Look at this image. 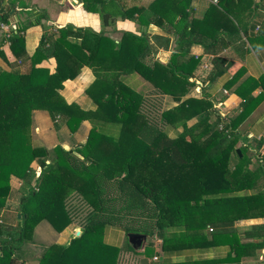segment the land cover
I'll list each match as a JSON object with an SVG mask.
<instances>
[{
	"label": "trees",
	"instance_id": "16d2710c",
	"mask_svg": "<svg viewBox=\"0 0 264 264\" xmlns=\"http://www.w3.org/2000/svg\"><path fill=\"white\" fill-rule=\"evenodd\" d=\"M9 1L17 10L10 15L0 8V19L8 22L17 16L10 46L22 58L26 52L19 44L21 34L34 25H45L48 14L37 8L33 0ZM92 1L86 7L99 12L102 28L96 31L48 20L56 32L46 33L31 56L27 86L18 71L0 70V218L11 190V176L28 186L19 202L21 217L14 228L16 235L1 242L0 264H25V257L17 250L32 239L35 226L42 220H48L57 231L69 225L73 216L67 202L73 198L78 205L74 212L87 215L81 223V233L68 245L45 246L37 264H121L120 246L104 240L109 225L147 236L157 234L165 251L230 246L227 257L217 263L204 259L175 264H240L243 243L232 226L235 219L249 217L251 210H257L254 216L264 217V188L253 193L243 191L264 174V150L260 148L264 137L258 142L257 167L250 170L247 161L233 168L231 164L233 156L242 158L236 150L243 135L239 125L264 101L263 91L253 96L256 84L250 87L241 95L240 112L232 116L220 111L223 99L216 104L205 93L202 97H185L196 82L194 70L200 61L199 56L190 54L191 46L199 43L204 52L216 54L215 44L224 33L223 29L216 33L217 28L205 20L209 11L203 18L189 20L184 8L186 0H160V13L156 8H123L120 0ZM243 1L217 0L220 14L231 20V7L241 8ZM135 13L168 34L156 37L172 50L167 62L155 57L158 48L146 32L124 31L118 40L107 35L109 29L116 30L118 19L132 18ZM183 20L185 24L180 27ZM261 26L260 34L264 23ZM207 29L215 34L212 40L204 38ZM52 56L57 60L55 72L36 66ZM212 60L206 86L231 64L217 55ZM83 65L98 71L96 80L86 90L96 103L95 109H84L75 102L69 104L60 94V89ZM241 74L236 72L231 81ZM137 75L151 82L159 93L172 95L178 101L162 109L159 120L130 85V79ZM262 77L264 87V74ZM34 109L48 110L52 119L60 118L71 133L89 119L93 123L86 141L73 148L34 144ZM196 115L197 121L188 124ZM110 123L116 125L112 132L102 127ZM58 125L55 122L56 128ZM170 126L182 129L170 135ZM34 161L40 166L39 173L32 166ZM253 228L264 229V224ZM245 235L255 233L249 231Z\"/></svg>",
	"mask_w": 264,
	"mask_h": 264
},
{
	"label": "crops",
	"instance_id": "0c3cea01",
	"mask_svg": "<svg viewBox=\"0 0 264 264\" xmlns=\"http://www.w3.org/2000/svg\"><path fill=\"white\" fill-rule=\"evenodd\" d=\"M120 2L123 8L138 6L142 7L144 10H153L156 8L158 13L161 11L160 0H120ZM33 3L36 4L37 8L45 10L48 14V20H53L56 25L72 23L79 27H90L96 31L102 28L99 12L93 10V8L89 7V9L86 7V4L93 3L92 0H33ZM242 5L241 8L231 7L233 14L230 20L220 14L219 9L221 8L217 0H186L184 3L185 11L189 13V20L192 19V17L203 18L207 11H209L205 20H208L213 27L217 28L216 33H218L220 29L224 30V33L218 37L219 41L215 44L214 48L216 49V54L204 52L203 45L199 43H195L191 46L190 54L196 57L199 56L200 61L194 70L197 83L190 88L185 97H202L205 93L216 104L217 102L220 104L219 101L223 99V102L219 105V109L226 116H232L240 112L242 103L241 95L246 94L253 85L256 84V87L252 90L253 96H256L261 91L264 93L262 84V76L264 74V30H262L263 32L260 34L261 28H263L261 25L264 23V0H244ZM214 6L217 8L214 9ZM1 13H3V11ZM179 18L180 16L176 17V19L173 20L174 23H176ZM17 19V16L13 15L9 18L8 22H6L8 27L15 28V31L16 26H13L15 24L13 22ZM48 20L44 21L46 26L37 24L28 28L21 34L19 44L26 52V56L22 58H18L11 49L10 41L12 35L9 36L7 34V29L0 27V70L18 71L21 74V81L25 86L29 83L28 73L32 67L31 56L43 43L44 35L48 31L53 32L54 30V28L48 25ZM173 21L171 23L175 25ZM147 23L148 21L142 15L135 13L132 18L118 19L116 22V30L109 29L107 35L118 40L121 38L124 31L137 34L146 32L151 41L155 42L158 53L161 50H167L172 53L171 49H166L161 43L163 39L160 37L168 36L165 30L154 23ZM184 24L185 20L181 22L180 27L184 26ZM157 35H160L158 41L156 39ZM213 35L215 34L212 32V29H207V34L204 35V38L212 40L211 38ZM64 52L67 54L66 51ZM158 53L155 56L156 58ZM171 53L169 58L171 57ZM214 55L226 58L231 64L226 72L220 75L211 85L206 86L209 80L208 75L213 68L212 58ZM68 57L74 61L76 65L79 64L72 56L68 55ZM36 66L47 68L50 73H53L57 67V60L53 56L48 57L38 62ZM238 71L242 72L241 76L237 80L231 81L234 74ZM97 73L98 71L94 68L83 65L77 75L69 79L64 84V87L60 89L61 96L69 104L75 102L84 109H95L96 103L86 90L96 80ZM142 80L149 82L143 76L137 75L130 79V84L131 86H136L139 82H142ZM202 86L205 88L204 91H202ZM164 96V104L167 107L178 103L172 95L164 94ZM32 116L34 144H43L49 148L56 145L69 148V143L73 140H77L76 143L85 142L89 129L93 123L89 119H86L76 132L69 133L68 126L62 123L60 118H57V120L52 119L49 111L46 109H34ZM198 118V115L190 118L188 124L191 125L195 123ZM55 122L59 124L58 128L55 127ZM115 126L116 125L110 123L102 127L112 132ZM181 129V126L176 128L170 126L167 128V132L170 135H174ZM239 129L242 130L243 135L236 143V150L242 147L243 152H241L240 149L242 158L233 156L232 168L237 164H241L243 161H247L249 169L251 170L257 167L260 162L259 155L254 154L258 151L259 139L264 137V101L260 102L249 116L241 122ZM82 133H85V141L83 140V142L80 139ZM263 145L260 147L262 151L264 150ZM35 163L37 164V162L34 161L32 166L36 170ZM37 173L39 172L37 171ZM10 183L11 190L6 204L2 209V217L0 218V245L5 238L16 235L14 228L17 226L18 220L21 217V214L18 213L20 198L27 192L28 188V186L15 175L11 176ZM85 185L90 187L89 183ZM263 188L264 174L254 180L251 187L245 188L243 191L245 193H253ZM255 212H257V210H251L249 217L244 216L235 219L232 226V231L239 237L240 242L243 243L240 264H264V229L253 228L256 225L264 224V217L254 216L256 214ZM45 221L51 224L48 220ZM42 223L43 222H40L35 226L32 239L25 242L21 246V249L17 250V254L25 257V264L38 263V257L41 254L40 251L47 241L44 238L47 237V233L49 232L47 227L42 226ZM71 225L72 224L67 225L62 231H57L51 225L58 234L57 239H55L56 243L68 245L72 239L78 235V232L81 233L79 230L81 227H78L75 235L74 229L77 225H75V227ZM43 227L45 230L42 229ZM209 227L208 225V228ZM249 231H252L255 235L246 236L245 234ZM127 233L128 232L119 226L109 225L105 228L104 240L108 243L118 245L121 248L123 247V240L124 237L127 236ZM153 236L154 238L151 239V243L155 246V253L151 258L147 259L149 262L157 256L158 258L155 261L157 263H190L191 261L204 259L213 260V263H217L220 259L226 258L230 250L228 244H218L207 247L165 251L162 248L161 238L159 239V243L155 240V237H158L157 234ZM128 248L132 249L130 246ZM144 248L145 246L142 248L141 252L136 250L138 256L142 258H145L142 255Z\"/></svg>",
	"mask_w": 264,
	"mask_h": 264
},
{
	"label": "rangeland",
	"instance_id": "374dc122",
	"mask_svg": "<svg viewBox=\"0 0 264 264\" xmlns=\"http://www.w3.org/2000/svg\"><path fill=\"white\" fill-rule=\"evenodd\" d=\"M13 23H15V21ZM53 31L56 32V27L54 28ZM47 33L53 35L52 31H48ZM196 83L197 82H195V84ZM131 87H133L135 89V91H137L139 94L142 95V98L144 99V106H146L148 108V110H152V112L154 111V114L156 116H158L157 120H159L160 111L167 107L164 104L165 96L163 94L159 93L153 84H151L150 82H146L144 80H142V82H139V84H137L136 86L132 85ZM213 118L214 117H212V119ZM85 131H83V132H85ZM69 133H71V132L69 131ZM84 137H85V133H82L81 136H80V139L82 140V142H83V140L85 141ZM76 141L77 140H75V141L73 140L72 142H70L68 147L69 148H73L75 146V144H76ZM254 155H257V154H254ZM34 165L36 167V170L39 172L40 171V167L36 163ZM67 204H68L67 208H69V210L71 211L72 216H73V219H72L70 224H72L71 225L72 227H75V225H77V227H75V229H74V231H75L74 234L76 235V231L78 230V227H81V223H82V221H85V218H86L87 215H86V212H74L73 208L75 206H78L76 199L73 198V200L72 199L69 200L67 202ZM41 222H43L42 226L47 227L48 230H49V232L47 233V237L44 238L47 241L44 243V245L42 247L41 251H43L45 246H47L49 244H52V243H56L55 239H57V235L58 234L53 229L51 224H49L45 220L41 221ZM42 229L45 230L44 227ZM79 230L82 231V227H81V229L79 228ZM152 238H154L153 235L152 236H148L147 244L145 245L144 251L142 252V255L145 258H142V257L138 256V253H137L138 250L135 251V250H132V249L128 248L129 246H131V244L129 243L128 237L125 236L124 240H123V247H121L120 253H119V256H118L119 262L121 264H143V263L149 264V261L147 259L151 258L153 256V254L155 253V246L152 243H149V242L152 241L151 240ZM159 239H160L159 237H155V240L160 243ZM58 244H60V243H58ZM141 250L142 249H140L139 251L141 252ZM151 261H156V259H153Z\"/></svg>",
	"mask_w": 264,
	"mask_h": 264
},
{
	"label": "water",
	"instance_id": "95a60500",
	"mask_svg": "<svg viewBox=\"0 0 264 264\" xmlns=\"http://www.w3.org/2000/svg\"><path fill=\"white\" fill-rule=\"evenodd\" d=\"M0 7H3L4 8V12H8L9 14H14L15 12V7H12L9 0H0ZM170 51H167V50H161L159 53H158V56L157 58L162 61V62H167L168 59H169V56H170ZM76 146H79V144L75 145ZM237 151L239 153L240 152V149H237ZM80 232H78L79 234ZM127 237L129 239V243L131 244V246L135 249V250H140L142 249L146 243H147V238L148 236L144 233H139V232H128L127 233Z\"/></svg>",
	"mask_w": 264,
	"mask_h": 264
},
{
	"label": "built area",
	"instance_id": "2783aa9c",
	"mask_svg": "<svg viewBox=\"0 0 264 264\" xmlns=\"http://www.w3.org/2000/svg\"><path fill=\"white\" fill-rule=\"evenodd\" d=\"M13 25V24H12ZM12 25H11V27H12ZM8 25H7V23L6 22H3V21H0V27L1 28H4V29H7V34L9 35V36H11L14 32H15V28L13 29V28H10V27H7ZM14 27H15V24L13 25ZM9 29V30H8ZM211 230H212V228H211ZM158 257L157 256H155V258L154 259H157Z\"/></svg>",
	"mask_w": 264,
	"mask_h": 264
}]
</instances>
